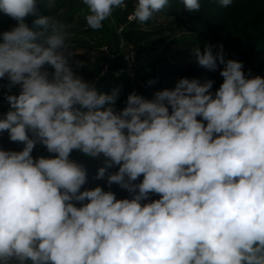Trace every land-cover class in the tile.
<instances>
[{"label": "clouds", "instance_id": "9594fccd", "mask_svg": "<svg viewBox=\"0 0 264 264\" xmlns=\"http://www.w3.org/2000/svg\"><path fill=\"white\" fill-rule=\"evenodd\" d=\"M40 2L0 0L16 21L0 32L9 105L0 134L23 145L0 148V264H264V77L208 43L192 56L219 69L214 92L211 79L183 77L151 99L132 92L117 110L118 89L100 93L77 74L84 63L73 61L68 24L51 15L33 21L39 31L26 23ZM81 3L93 30L127 8ZM181 3L201 9V0ZM169 4L136 0L129 19L143 25ZM38 144L53 156L34 158ZM74 150L103 158L96 179L109 190L83 188L88 173ZM114 184L128 197L117 199Z\"/></svg>", "mask_w": 264, "mask_h": 264}, {"label": "rangeland", "instance_id": "374dc122", "mask_svg": "<svg viewBox=\"0 0 264 264\" xmlns=\"http://www.w3.org/2000/svg\"><path fill=\"white\" fill-rule=\"evenodd\" d=\"M255 2L256 5L246 9V5L251 6ZM126 3L127 8L116 9L113 18L103 22L104 26L99 30L87 27L84 16L80 14V9L85 7L81 0H54L52 7L46 0L38 3L45 6L42 16H54L70 26L68 43L70 50L76 53L73 61L84 63L76 69L77 74L94 83L100 93L111 94L113 90H119L117 110L126 106L127 96L132 92L151 99L157 91L174 88L176 81L183 77L201 81L211 79L214 92L223 82L219 69L215 72L202 69L192 56L194 48L199 47L203 51L208 43L223 45L225 59L243 62L246 75L264 77V28L258 26L259 22L264 26V0H233L229 7H221L215 0H201V9L196 13L185 11L181 0H170L169 7L154 14L143 25L129 19L136 0H126ZM253 12L258 13L255 18L251 17ZM0 14L1 24L5 14ZM223 18L225 22L218 26ZM31 22L33 18L28 17L26 23L31 26ZM14 26L7 25L0 32ZM39 30L37 27L36 31ZM149 81L155 83L149 84ZM0 83L6 84L7 81ZM5 90L0 89V115L9 108L3 96ZM18 91V87L12 89L13 94H18ZM22 147V144L11 142L7 132L0 134V148L20 151ZM32 155L34 158L53 156L39 144ZM70 159L87 169L88 183L83 188L101 186L109 190L106 178L96 179L98 169L104 166L103 158L93 159L74 150ZM117 170L114 167L108 171ZM111 190L117 199L128 197V193L118 185H112ZM158 198L152 196V199Z\"/></svg>", "mask_w": 264, "mask_h": 264}, {"label": "trees", "instance_id": "16d2710c", "mask_svg": "<svg viewBox=\"0 0 264 264\" xmlns=\"http://www.w3.org/2000/svg\"><path fill=\"white\" fill-rule=\"evenodd\" d=\"M254 5H256V2L255 3H253L251 6L249 5H246V9H248V7L250 8H252ZM45 8V6L43 5V4H40V5H38V9H39V11H38V14H37V16H30L31 18H33V21L35 20V19H37V18H39V16H42V13H43V9ZM235 8H237V6H235ZM252 12V11H251ZM254 13V16H251V17H256L257 15H258V13H255V12H253ZM252 13V14H253ZM0 16H1V14H0ZM2 18H3V22L0 24V29L1 28H3V27H5V26H9V25H15L16 24V21L15 20H13V19H9V16H7V15H5V16H3L2 15ZM251 19H253V18H251ZM27 20V19H26ZM225 18H223L222 19V22L221 23H218L217 25L219 26V24H222L223 22H225ZM33 26H34V28H33ZM258 26H260V27H263L264 28V26L262 25V24H260V22L258 23ZM29 27L30 28H33V30H37V26H35L34 24H33V22H31V26L29 25ZM259 28V27H258Z\"/></svg>", "mask_w": 264, "mask_h": 264}]
</instances>
